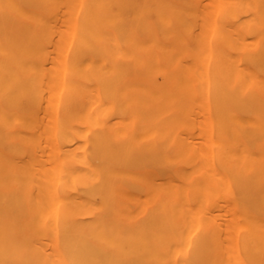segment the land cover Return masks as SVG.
<instances>
[{
	"label": "bare ground",
	"instance_id": "bare-ground-1",
	"mask_svg": "<svg viewBox=\"0 0 264 264\" xmlns=\"http://www.w3.org/2000/svg\"><path fill=\"white\" fill-rule=\"evenodd\" d=\"M0 264H264V0H0Z\"/></svg>",
	"mask_w": 264,
	"mask_h": 264
}]
</instances>
